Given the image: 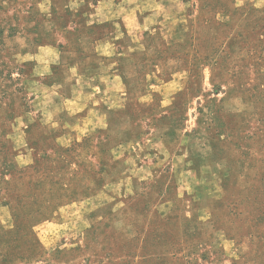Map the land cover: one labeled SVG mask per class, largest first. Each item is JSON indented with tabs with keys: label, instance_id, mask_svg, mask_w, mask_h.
<instances>
[{
	"label": "rangeland",
	"instance_id": "rangeland-1",
	"mask_svg": "<svg viewBox=\"0 0 264 264\" xmlns=\"http://www.w3.org/2000/svg\"><path fill=\"white\" fill-rule=\"evenodd\" d=\"M114 1L175 35L141 59L127 132L65 117L74 71L19 56L74 45L89 8L0 0V264H264V0Z\"/></svg>",
	"mask_w": 264,
	"mask_h": 264
},
{
	"label": "crops",
	"instance_id": "crops-1",
	"mask_svg": "<svg viewBox=\"0 0 264 264\" xmlns=\"http://www.w3.org/2000/svg\"><path fill=\"white\" fill-rule=\"evenodd\" d=\"M141 5L137 2L133 9L120 14L115 13L119 4L114 0H76L71 10L78 13L89 8L90 17L89 22H84L78 16L75 24L66 28L70 31L65 30L61 35L63 38L65 34L74 36V45L64 48L59 41L56 45L51 43L35 49L27 47L19 53L22 62L35 60L40 64L61 65L64 71H74L70 81H67L68 72L57 82L63 89L58 92L66 96L58 104H62L65 117L83 119L89 130L99 132L113 126L111 131L121 128L122 132H127L130 117L126 113V103L132 99L129 87L142 84L138 78L141 59L167 37L175 38L173 23L163 19L169 13L168 9L165 14L146 13ZM157 29L160 34L156 33ZM160 81L158 85L168 88L169 82ZM56 114L57 111H53L52 115ZM112 116L119 118V127L110 122Z\"/></svg>",
	"mask_w": 264,
	"mask_h": 264
}]
</instances>
